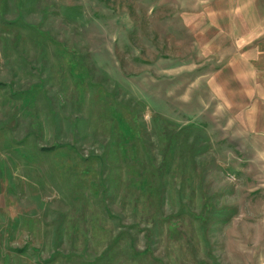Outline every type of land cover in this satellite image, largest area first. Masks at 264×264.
I'll use <instances>...</instances> for the list:
<instances>
[{"label": "rangeland", "instance_id": "rangeland-1", "mask_svg": "<svg viewBox=\"0 0 264 264\" xmlns=\"http://www.w3.org/2000/svg\"><path fill=\"white\" fill-rule=\"evenodd\" d=\"M0 264H264V0H0Z\"/></svg>", "mask_w": 264, "mask_h": 264}]
</instances>
